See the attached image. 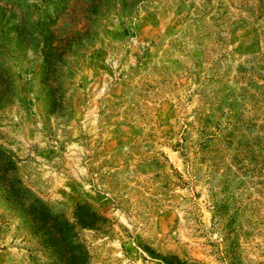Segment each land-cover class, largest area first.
I'll list each match as a JSON object with an SVG mask.
<instances>
[{"label": "rangeland", "instance_id": "obj_1", "mask_svg": "<svg viewBox=\"0 0 264 264\" xmlns=\"http://www.w3.org/2000/svg\"><path fill=\"white\" fill-rule=\"evenodd\" d=\"M0 97L89 264H264V0H0ZM2 190L0 264H55Z\"/></svg>", "mask_w": 264, "mask_h": 264}, {"label": "trees", "instance_id": "obj_2", "mask_svg": "<svg viewBox=\"0 0 264 264\" xmlns=\"http://www.w3.org/2000/svg\"><path fill=\"white\" fill-rule=\"evenodd\" d=\"M51 51L49 50L50 54ZM54 64L45 60L43 69L54 72ZM14 170L13 162L0 150V183L3 187L4 199L13 206V209L21 212L33 234L38 237L41 246L47 248L54 256L55 264H89L90 256L87 248L78 239L77 228L96 229L103 225L106 219L87 205L76 207L73 223L62 215L51 213L46 206L34 200L27 190L20 186Z\"/></svg>", "mask_w": 264, "mask_h": 264}]
</instances>
